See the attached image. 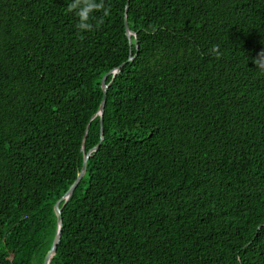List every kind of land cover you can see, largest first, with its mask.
<instances>
[{"label":"trees","instance_id":"obj_1","mask_svg":"<svg viewBox=\"0 0 264 264\" xmlns=\"http://www.w3.org/2000/svg\"><path fill=\"white\" fill-rule=\"evenodd\" d=\"M71 2L0 0V264L44 263L98 143L50 264H264V0Z\"/></svg>","mask_w":264,"mask_h":264},{"label":"water","instance_id":"obj_2","mask_svg":"<svg viewBox=\"0 0 264 264\" xmlns=\"http://www.w3.org/2000/svg\"><path fill=\"white\" fill-rule=\"evenodd\" d=\"M128 8V2L126 3V6H125V10H127ZM125 31H126V36L128 38V41L130 43V36H134L135 34L132 33L128 27H127V24L125 22ZM136 48H138V45L136 44ZM129 60H132L134 57L131 55V50L129 51ZM124 66V64L120 65L118 68L114 69L113 71H111V73L114 75H116L119 70ZM109 74V73H108ZM108 74H106L102 80H101V89L103 91V98H102V101H101V104H100V107H99V111L97 114H99L101 117H102V114H103V110H104V106H105V102H106V93H107V89L110 85L109 84H106V78L108 76ZM102 134H103V131H102V121H100V135H101V138H102ZM100 143L97 144V146H95L93 149L89 150L87 153H85L84 155V160H83V166H82V169L79 171V173L77 174L74 182L70 185V187L68 188V190L65 192V194L59 199L56 201V203L54 204L53 206V211L55 213V216H56V233H55V237L53 239V242H52V245H51V248L49 249L46 257H45V260H44V263L43 264H50V260H51V257L52 255L54 254V252L56 251L57 249V246H58V243L60 241V238H61V230H62V215H61V212H62V208L64 207L65 203L67 202V200L72 196L75 188L77 187V185L80 183L83 175H84V172H85V163L87 161V159L89 158L90 156V153L97 149L99 147ZM63 201V204H62V207H60V203Z\"/></svg>","mask_w":264,"mask_h":264},{"label":"clouds","instance_id":"obj_3","mask_svg":"<svg viewBox=\"0 0 264 264\" xmlns=\"http://www.w3.org/2000/svg\"><path fill=\"white\" fill-rule=\"evenodd\" d=\"M67 11L69 13H75L78 18L76 27L81 33L92 31L94 29V24L91 22L94 19V16L92 15L94 12L102 11L105 16L109 13V10L105 7L104 0H100L99 3L97 0H72V2L68 4ZM102 22L103 19L101 17L97 23ZM83 38L84 37L81 35L80 39ZM210 51L217 59L222 55L219 50V45H214Z\"/></svg>","mask_w":264,"mask_h":264}]
</instances>
